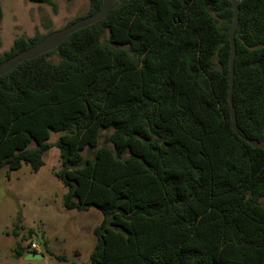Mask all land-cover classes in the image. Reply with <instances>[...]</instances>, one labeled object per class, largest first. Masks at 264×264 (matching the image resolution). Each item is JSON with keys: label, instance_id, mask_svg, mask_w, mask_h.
Returning <instances> with one entry per match:
<instances>
[{"label": "trees", "instance_id": "1", "mask_svg": "<svg viewBox=\"0 0 264 264\" xmlns=\"http://www.w3.org/2000/svg\"><path fill=\"white\" fill-rule=\"evenodd\" d=\"M90 4L89 16L103 0ZM233 14L231 0H113L105 19L0 77V172H37L59 149L64 208L103 215L90 264H264V149L232 128ZM119 29L121 44L105 37ZM47 34L16 38L0 64ZM235 43L237 125L260 142L264 0L240 1Z\"/></svg>", "mask_w": 264, "mask_h": 264}, {"label": "rangeland", "instance_id": "2", "mask_svg": "<svg viewBox=\"0 0 264 264\" xmlns=\"http://www.w3.org/2000/svg\"><path fill=\"white\" fill-rule=\"evenodd\" d=\"M0 2L3 9L0 54L8 51L18 37L47 34L65 28L79 17L89 16L91 7L90 0H53L55 12L52 5L28 0ZM132 24L138 27V24ZM125 34L124 29L112 30L105 37H112L121 44ZM184 45V40L173 43L168 51L169 59L180 57ZM59 137L60 134L51 133L49 142L54 144ZM60 169V152L53 147L46 153L45 164L37 172L27 164L10 176L6 167L1 170L0 264H90L96 241L94 229L102 222L103 215L96 208L86 212L64 208L67 188L55 177V172ZM261 203L264 207V199ZM31 243L41 246L37 255L42 258L15 257L19 244L26 248Z\"/></svg>", "mask_w": 264, "mask_h": 264}, {"label": "water", "instance_id": "3", "mask_svg": "<svg viewBox=\"0 0 264 264\" xmlns=\"http://www.w3.org/2000/svg\"><path fill=\"white\" fill-rule=\"evenodd\" d=\"M240 1L241 0H231L232 10H233V22L230 29V43H231V57H230V79H229V103L231 106V118H232V128L234 131L238 132L240 136L254 148L264 149V140L255 141L249 137L242 135L239 132V127L237 125L236 109L233 101V91H234V67L236 59V43H235V33L239 24V12H240ZM113 0H103L102 7L95 14L81 18L74 21L70 25L63 29L52 31L47 34L40 42L32 46L31 48L22 51L13 57L7 59L0 64V77L5 76L10 71H12L17 65L35 59L41 55L49 53L56 50L62 43L72 34L78 32L81 29L87 28L97 22L102 21L108 15ZM42 256L37 254H28V259L35 260L40 259Z\"/></svg>", "mask_w": 264, "mask_h": 264}, {"label": "built area", "instance_id": "4", "mask_svg": "<svg viewBox=\"0 0 264 264\" xmlns=\"http://www.w3.org/2000/svg\"><path fill=\"white\" fill-rule=\"evenodd\" d=\"M31 251H36V252H39L42 248L39 244H36V243H31Z\"/></svg>", "mask_w": 264, "mask_h": 264}]
</instances>
